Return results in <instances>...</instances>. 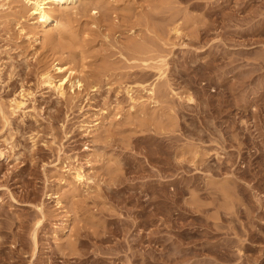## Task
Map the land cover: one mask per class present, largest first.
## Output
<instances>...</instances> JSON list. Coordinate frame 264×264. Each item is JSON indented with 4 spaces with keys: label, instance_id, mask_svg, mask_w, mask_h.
Listing matches in <instances>:
<instances>
[{
    "label": "rangeland",
    "instance_id": "374dc122",
    "mask_svg": "<svg viewBox=\"0 0 264 264\" xmlns=\"http://www.w3.org/2000/svg\"><path fill=\"white\" fill-rule=\"evenodd\" d=\"M73 1L0 0V264H264V0Z\"/></svg>",
    "mask_w": 264,
    "mask_h": 264
},
{
    "label": "bare ground",
    "instance_id": "6f19581e",
    "mask_svg": "<svg viewBox=\"0 0 264 264\" xmlns=\"http://www.w3.org/2000/svg\"><path fill=\"white\" fill-rule=\"evenodd\" d=\"M26 3L28 4L31 13L37 15V18L39 19V21L37 22L39 23V25L45 28L47 26H53L55 28L61 27L60 18H58L57 16L58 14L56 15L54 9L51 7L59 4H72L73 7L75 4L73 0H26ZM33 35L37 36V33H33ZM56 68L58 71H64V69H66L68 74L61 80H59L58 84L56 85L58 91L62 93L63 84L68 81V77H70V75H73L75 71L72 68H66L63 65H58ZM150 92H152V90Z\"/></svg>",
    "mask_w": 264,
    "mask_h": 264
}]
</instances>
